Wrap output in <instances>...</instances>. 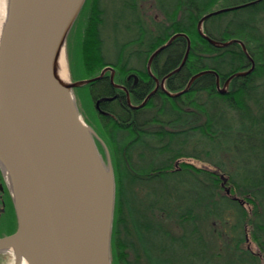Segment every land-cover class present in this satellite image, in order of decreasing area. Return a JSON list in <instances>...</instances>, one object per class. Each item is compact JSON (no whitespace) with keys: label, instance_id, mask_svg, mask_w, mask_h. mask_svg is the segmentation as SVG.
<instances>
[{"label":"trees","instance_id":"16d2710c","mask_svg":"<svg viewBox=\"0 0 264 264\" xmlns=\"http://www.w3.org/2000/svg\"><path fill=\"white\" fill-rule=\"evenodd\" d=\"M247 1L155 0L163 18L152 20L151 30L138 17V0H125L124 6L134 15L124 22L128 37L113 40V56L108 58L102 43L95 46L96 56L92 43L85 49V78L109 63L120 74L144 76L135 84L131 77L128 80L130 102L137 104L154 88L145 66L148 55L176 32L185 33L190 44L181 67L165 78V89L178 91L192 74L210 70L175 96L158 86L140 107H130L124 94L120 102H101L106 114L98 116L104 121L115 177L111 264H264V0L213 14L202 23L211 38L242 41L254 60L253 69L233 76L223 93L216 88V75L222 85L231 73L249 68L250 60L237 41L217 46L196 28L204 13ZM186 48V37L175 36L154 56L152 70L162 57L157 68L161 79L180 64ZM103 82L91 88L93 95L95 91L110 94L109 83ZM222 138L233 142L226 149L244 144L240 150L248 152L243 161L249 165L243 172L221 156ZM219 148L222 152L217 155ZM185 157L208 161L211 168L192 166L180 159ZM124 181L132 189L147 188L145 198L151 196L134 202L128 214L123 211ZM2 186L6 211L15 226L10 233L17 225L15 210L7 184ZM209 220L219 225L206 226ZM247 233L260 256L242 245Z\"/></svg>","mask_w":264,"mask_h":264},{"label":"water","instance_id":"95a60500","mask_svg":"<svg viewBox=\"0 0 264 264\" xmlns=\"http://www.w3.org/2000/svg\"><path fill=\"white\" fill-rule=\"evenodd\" d=\"M255 1L204 13L196 23L199 34L217 46L237 41L247 54L242 41L211 38L203 32L202 23L213 14ZM83 2L11 0L0 37V166L10 177L7 181L17 223L14 231L0 235V250H12V264H19L22 258L28 264H111L112 179L103 169L94 142L97 135L80 116L71 93L73 86L98 79L106 67L95 76L67 83L56 75L57 57ZM177 35L187 39L182 61L157 79L140 103L132 104L127 94L130 107L144 105L158 86L171 96L178 95L194 78L210 71L192 74L178 91L165 89V78L181 67L188 53L190 40L183 32L172 34L152 51L147 70L152 57ZM247 56L249 68L231 73L221 86L216 75L219 92L225 91L233 76L253 69L254 60Z\"/></svg>","mask_w":264,"mask_h":264},{"label":"rangeland","instance_id":"374dc122","mask_svg":"<svg viewBox=\"0 0 264 264\" xmlns=\"http://www.w3.org/2000/svg\"><path fill=\"white\" fill-rule=\"evenodd\" d=\"M99 1L100 0H84L82 7L80 8L76 18L74 19L72 25L70 26L66 34V37L60 50L66 70V79L64 81L65 83L72 82L78 79H83L85 78V76H87L86 74L88 71L86 69L84 60L85 49L87 48V46H89V44L92 43L94 55L96 54L95 46H99L100 44V40L96 37L97 31L99 36L105 37V46L107 50L105 51L108 58L113 56V40L119 39L122 41L123 39L127 38V35L130 33L124 32V22L126 20H129V18H132L134 14L124 6L123 3H125V0H101L100 2ZM154 1L155 0H138L137 3V5L139 6L138 17L141 18L144 26H147L148 29L151 30L154 29L152 20L161 21L163 18L162 12L156 7ZM221 4H225V2H222ZM122 14L124 15L121 17ZM114 23H117V26H115V29L117 31H112V24L114 25ZM100 26L102 28L101 31L97 30L98 28L100 29ZM111 35L113 36L110 37ZM99 49L100 50L98 51V53L101 52V47H99ZM133 64L139 65V63L135 60ZM112 66L114 67L113 64ZM92 87L93 85L82 83L80 85L73 86L71 88V93L76 102L80 116L87 120L88 125L93 128L97 135V137L94 138V142L101 157L102 166L106 175H111L112 193L114 196L115 177L110 146L107 139L108 137L104 133V121L98 116L99 113L94 106V96L92 94L91 89ZM97 132H99L100 135ZM103 136H105L106 139ZM232 144L233 142H231V140L227 138L220 139L218 145L222 146L223 152L220 151L221 148H219L217 151V155L222 152L221 156L224 155L228 162H233L232 168H234V170L238 172H243V170L249 165L247 164V162L243 161V159L246 158L248 152L240 150V148L244 147V144L241 143L239 149H229L228 147H231ZM225 146H228L227 149L225 148ZM180 159L188 161L192 166L200 168H211V164L208 161L189 157ZM108 164H110L111 171L109 169ZM230 168V166H227L226 170H230ZM168 181L172 183L173 179H169ZM4 182L7 184L8 187L7 178L0 166V235L9 233L8 231L15 227L14 224L10 223L9 215L6 211V199L4 198V194L2 191V185ZM123 185V211L126 214H128L129 209L132 208L134 202L137 203L140 198L146 200L148 197H151L148 196L147 198H145L144 191L147 188H144V191L140 190L139 187L132 189L130 188L129 181H124ZM180 188L184 187L180 186ZM220 191L224 192L223 189ZM232 194V196H235L234 193ZM244 205L248 207L250 204L245 203ZM210 222L214 223L212 224V226L219 225L218 222L209 220L206 226H208ZM242 245H247L252 251L260 253L255 241L252 239L249 233H247V239L242 242ZM12 262V251L0 250V264H12Z\"/></svg>","mask_w":264,"mask_h":264},{"label":"flooded vegetation","instance_id":"af4514ba","mask_svg":"<svg viewBox=\"0 0 264 264\" xmlns=\"http://www.w3.org/2000/svg\"><path fill=\"white\" fill-rule=\"evenodd\" d=\"M97 30H100L101 31L102 30L101 26H100V29L98 28ZM112 31H114L113 24H112ZM112 36L113 35H111L110 37H112ZM96 37H97V39L100 40V43H102V45L105 46V43H106L105 42V37L99 36L98 31L96 32ZM151 53H152V51L150 52V54ZM149 55H148V57H149ZM154 56L152 57V59L150 61L149 71L147 70V67H146L147 76L150 77L152 80H154V86L153 87H155V85H156V80L157 79L158 80L160 79L158 77L157 68H160L161 67V64H162V58L161 57H158V59L155 61L156 69L153 71L152 70V61H153ZM148 57H147V59H148ZM147 59H146V63H147ZM145 66H146V64H145ZM103 68H105V69H104L103 73L101 74V76L99 77L101 80L98 81L97 83L93 84V87H95L96 85L97 86L100 85V83L103 84L104 83L103 81H107L109 83V85H110L111 92H110L109 95H106L105 96V95L100 94L99 91H95V95H93L94 96L93 99H94V106H95L96 110L98 111V113L99 114H102V115H105L106 114V111L102 107L101 102L104 101V100H109L111 102H113V101L120 102L119 99H120V96L122 94H124L125 99H126L127 98V94H128V96H130V94H131V91H130L129 87H130V85L132 83L131 82L128 83L129 78L131 77L132 80H133V84H135L138 81L139 77H144V76L143 75L132 74L131 72H126L124 74H120V71L118 69H116V67H113L110 63L109 64H105L102 68H100V70L95 75L99 74L100 71ZM228 84H229V82H228ZM228 84H227V86H228ZM96 89H97V87H96ZM102 97H112V98L111 99H101ZM99 98H100V100L98 101V104L96 106L95 105V101L97 99H99ZM131 103L132 104H137V103L132 102V101H131ZM97 133L100 135L99 132H97ZM103 137L105 138V136H103ZM6 206H7V202H6ZM246 247H248V246L246 245ZM252 252H254V251H252ZM254 253H258L259 256H260V253L259 252H254Z\"/></svg>","mask_w":264,"mask_h":264},{"label":"bare ground","instance_id":"6f19581e","mask_svg":"<svg viewBox=\"0 0 264 264\" xmlns=\"http://www.w3.org/2000/svg\"><path fill=\"white\" fill-rule=\"evenodd\" d=\"M10 2H11V0H0V37L2 35V32L4 30V27H5V24L7 21ZM56 75H57V78L60 82L65 81L66 70H65L64 60H63L61 52L59 53L57 60H56ZM3 170H4V174H5L6 178L8 179V181H10V177H9L7 170L4 167H3ZM102 188H103L102 192H104L106 189V179L104 177L102 178ZM10 251H12V250L10 249ZM19 264H28V263L24 258H22L20 260Z\"/></svg>","mask_w":264,"mask_h":264}]
</instances>
